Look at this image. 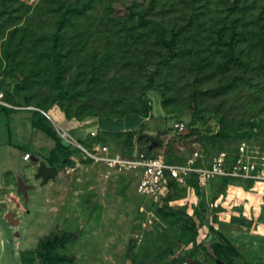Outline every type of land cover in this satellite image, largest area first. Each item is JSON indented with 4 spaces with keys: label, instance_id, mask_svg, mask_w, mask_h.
<instances>
[{
    "label": "rangeland",
    "instance_id": "obj_1",
    "mask_svg": "<svg viewBox=\"0 0 264 264\" xmlns=\"http://www.w3.org/2000/svg\"><path fill=\"white\" fill-rule=\"evenodd\" d=\"M24 1L31 7L29 19L35 38L43 45L58 31L59 19L69 4L85 5L87 10L73 14L62 30L65 38L60 44L64 52L77 44L84 50L74 49L71 57H65L67 69L61 74L51 55L45 60L47 65L41 67L29 55L21 66L0 59V88L11 90L14 103H24L29 97L34 106L51 102V106H60L53 99L78 87L88 88L89 92L72 102L74 107H81L75 109L104 111L100 109L101 103L118 100L113 108L117 112L139 95L140 81L153 72L156 86L165 90L166 108L162 91L150 89L152 112L137 128L127 129L136 132L119 137L104 135L115 152L144 151L184 160L199 150L210 158L235 150L246 141L256 144L260 155H264V0H158L154 16L166 24L168 36L171 29H178L191 18L193 22L181 38L178 57L166 61L163 58L168 52L162 48L164 57L145 54L146 67L122 62L127 53L116 50V38L109 27L111 17L126 15L133 2L145 8L150 0ZM228 13L229 20L235 19L243 30L238 50L249 62L248 67L220 64L224 58L218 54L211 33ZM131 47L143 58L135 44ZM110 52L113 58L109 68L94 76L89 57L97 54L100 58ZM202 61L204 65L199 67ZM236 76L241 80L238 86L227 90L221 87ZM33 113L8 112L14 142L36 133L46 136L42 129L31 126ZM50 121L56 129L59 127L55 117ZM223 130L229 134H222ZM4 149L0 147V173L11 166ZM19 153L15 151L13 160L16 172L23 175L25 164L30 161L20 159ZM71 159V163L61 161L65 164L54 182L42 185V179L33 176L32 181L37 184L36 189H29V200L19 190L17 180L13 187L4 188V192L15 194L6 196L7 200L0 204V264H25L22 251L35 250L42 238L62 230L77 233L76 238L59 249L76 257L66 264H163L170 246L180 256L194 249L190 256L198 260L196 264H229L227 260L213 258L200 245L209 240L214 228L238 246V251L231 254L234 264H264L263 184L218 179L207 186L179 185L174 193L183 197L173 199L170 205L186 206L188 213L194 215L200 245L195 246L194 242L180 239L179 224L159 213L158 206L166 200L156 204L140 191L135 171L95 162L80 150L74 151ZM11 212L19 223L8 216ZM31 264L40 263L36 258Z\"/></svg>",
    "mask_w": 264,
    "mask_h": 264
},
{
    "label": "trees",
    "instance_id": "obj_2",
    "mask_svg": "<svg viewBox=\"0 0 264 264\" xmlns=\"http://www.w3.org/2000/svg\"><path fill=\"white\" fill-rule=\"evenodd\" d=\"M239 1L241 0H238V2ZM246 5L251 6L249 4ZM157 6L158 0H150L145 8H139L138 4L133 2L128 6L129 12L126 15L121 16V18L115 16L111 17L112 22L110 23L109 29L111 34L116 38V41L114 42L117 46L116 50H124L127 53L122 61L124 64H138L139 67H146L148 66V62L145 58V54L164 57L161 50L162 48H166L168 52L166 57L163 58L166 61L174 59L180 55L181 38L190 29L193 18H191L184 25H181L178 29H171V35L168 36V27L166 24L162 19H158L154 16ZM86 10L85 5L69 4L63 11L62 17L59 19L58 31L47 45H43L44 42L39 44L37 42L38 40L35 38V34L33 33L29 19L31 7L26 3V1L0 0V59L11 62L13 65L21 66L26 56L29 55L33 57L36 66L41 67L42 65H47L45 60L51 55L55 67L61 74L64 69H67L64 63L65 57H71L74 49L78 50V52H82L84 50L81 45L77 44L70 45L68 50L64 52L60 48V44L65 38V34L62 30L66 27L68 22L72 20L73 14L84 13ZM233 10H235V8ZM228 17L229 13L221 17L222 22H217L215 29L212 31L214 34L211 33V39L217 46L216 50L217 52H220L218 54H221L224 58L220 64L222 67L225 65L226 67L230 65H244L248 67L249 62L244 59L242 52L238 50L239 39L243 30L239 28V22L235 21V19L230 21ZM134 19H136L137 22ZM196 38L199 39V37ZM133 44L137 46L143 55V58L140 57L141 55L136 49L131 47ZM89 58L90 63H92L93 75L97 76L109 68V64L113 58V53L110 52L100 58H98L97 54H95ZM2 64L3 62H0V68L2 67ZM203 65V61L199 63V67H202ZM149 74V77L145 81H140L139 95L130 99L129 103L127 105H123L117 112L113 111V108L117 106V103L115 102H118V100H113V102L105 101L101 103L100 109H103L104 111L99 109H88L85 112H81V110H78L81 107H74L72 102L81 98L82 95L87 94L89 92L88 88L78 89V87H72L68 91L64 92V96H57L53 99V101L57 99L60 107L70 118L77 117L79 119H83L90 115H111L114 117H124L130 113H137L141 114L143 117H148L153 110V105L152 103L150 104V98L148 96V91L150 89L159 88L162 91V102L164 108H166L165 90L156 86L153 72ZM238 78L240 77L236 76L231 82L223 84L221 87L227 90L238 86L241 81H239ZM6 94L8 99L13 102L14 99L10 89L6 91ZM16 104L33 105L29 97L24 103L19 102ZM51 105L52 102L49 104L40 103L37 106L49 109L52 107ZM3 109L18 110L3 106L0 108V111ZM29 110H33L34 112L32 115L33 126L42 129L55 140V145L52 149H41L38 150L37 153L43 155L44 159L50 165H57L60 168L65 164L61 162L62 160L66 163L73 162L71 159L72 154L74 151L79 149L70 147L64 143L58 130L52 125L49 117L38 109ZM134 132L136 131L101 130L93 137L82 142L85 145L92 147L96 142L107 143L104 135L119 137L122 135L128 136L134 134ZM222 134L228 135L229 131L223 130ZM112 150L115 151L113 148ZM193 153L194 152L187 155L184 160L171 158L169 156H165V158L170 163H185ZM201 153L203 154V158L206 159L207 164L210 163L214 155L209 158L206 153ZM124 155L132 156L133 154ZM197 163H202V157ZM218 179L223 181L239 179L250 183L254 182L252 179H244L234 176H219L214 177L210 183ZM191 183L196 184V186L200 185L197 174L187 177L184 182L171 177L167 194L162 196L159 200L153 202L160 204L163 200H166L165 204L158 206L159 213L164 219L170 218L174 223L179 224L182 229V235L180 237L182 241L186 243L194 242L195 246L201 245L213 258L227 260L229 264H234L231 254L238 251V246L233 243L223 231L216 228L212 229L209 240L198 245L199 243H197V237L199 234V226L194 215L188 213L186 206L170 205L173 199L183 197V195H180L179 193L175 194L174 190L178 188L179 185ZM220 192L221 191H219L218 194ZM195 213L198 214V211L196 210ZM76 236L77 233L70 230H62L48 234L40 240L35 250H24L21 252L22 261L25 264H31L37 258L40 264H66L67 262H73L76 258L75 255L61 252L59 249L60 247L66 246V244L76 238ZM169 250L170 252L168 254V258L163 264H184L185 262L188 264H196L198 261L190 256L192 255L194 249L190 254L185 256L176 255L172 246H170Z\"/></svg>",
    "mask_w": 264,
    "mask_h": 264
},
{
    "label": "built area",
    "instance_id": "obj_3",
    "mask_svg": "<svg viewBox=\"0 0 264 264\" xmlns=\"http://www.w3.org/2000/svg\"><path fill=\"white\" fill-rule=\"evenodd\" d=\"M3 106L12 109H38L52 119L49 109L13 103L8 99L6 91L0 88V108ZM57 130L66 145L79 149L93 161L135 171L139 175L140 191L152 201L167 194L171 177L184 182L187 177L197 174L200 185L207 186L214 177L234 176L252 179L255 183L264 185V155H260L261 150L256 148V144L246 141L235 151H222L214 155L208 164L199 150L185 163H170L162 154L149 155L144 151L126 156L113 151L109 144L102 142L89 147L73 137L68 129L59 126ZM32 156L30 151L24 154L26 159H31ZM201 157L202 163L198 164Z\"/></svg>",
    "mask_w": 264,
    "mask_h": 264
},
{
    "label": "crops",
    "instance_id": "obj_4",
    "mask_svg": "<svg viewBox=\"0 0 264 264\" xmlns=\"http://www.w3.org/2000/svg\"><path fill=\"white\" fill-rule=\"evenodd\" d=\"M18 110H29V109H18ZM10 110L3 109L0 113V147H5L4 151H6L9 154V160L11 163V166L7 170H3L2 178L0 176V204L2 202H5L7 200L6 196L11 197V195L14 193L11 192H4L5 187H13L14 181L17 180V186L19 177H22L24 181L28 184H32V187L29 189H36V182L32 181L33 176H36V173L40 166V161L45 160L43 155L38 154L37 151L41 149L50 150L55 145V140L49 136L45 131V135L36 133L33 135V137L28 138H18L19 140L14 142L13 139V130L12 126L9 123V117L7 116L8 112ZM49 111L52 115V119L55 117V123L60 126H64V128L68 129L70 133L76 135L77 137L83 138L84 141L86 139H89L96 135L101 130H112V131H118V130H127L132 128H137L139 125H141L143 122H145V117L141 116L137 113H130L127 114L124 117H111V116H98V115H90L83 119H79L77 117L70 118L66 115L64 110L59 105H53L49 108ZM32 119H30L31 126L33 128H37L33 126ZM21 125V124H20ZM22 126V125H21ZM61 126V127H62ZM41 140L42 142H40ZM18 150L19 158L23 161H30L29 163L25 164L24 173L23 175H19L16 172V164H14V155L15 151ZM30 151L33 155L38 156L40 159L37 161L33 158L26 159L24 157V154ZM32 160V161H31ZM46 161V160H45ZM33 162V163H32ZM47 162V161H46ZM48 163V162H47ZM49 164V163H48ZM50 165V164H49ZM59 168V172L55 178L49 179L46 183L41 182L42 185H46L49 182H54L58 177L60 176V170L62 168ZM7 176V178H6ZM39 178V177H37ZM40 179L43 180V178L40 177ZM15 194V193H14ZM30 199V196L27 200ZM0 215L3 214L0 211ZM20 222V220H19Z\"/></svg>",
    "mask_w": 264,
    "mask_h": 264
},
{
    "label": "water",
    "instance_id": "obj_5",
    "mask_svg": "<svg viewBox=\"0 0 264 264\" xmlns=\"http://www.w3.org/2000/svg\"><path fill=\"white\" fill-rule=\"evenodd\" d=\"M35 160H39L40 158L36 155H33ZM59 172V168L57 165H49L45 160L40 161L39 169L36 173L37 177L43 178L42 182L46 183L49 179L55 178ZM32 184H28L24 181L22 177H19L18 188L22 191L23 195L28 199V188L32 187ZM15 213H9V217L14 221V223H19V218L14 217Z\"/></svg>",
    "mask_w": 264,
    "mask_h": 264
}]
</instances>
